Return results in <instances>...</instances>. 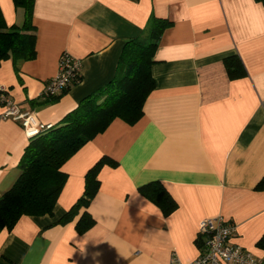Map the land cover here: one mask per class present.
Masks as SVG:
<instances>
[{
	"label": "crops",
	"instance_id": "crops-1",
	"mask_svg": "<svg viewBox=\"0 0 264 264\" xmlns=\"http://www.w3.org/2000/svg\"><path fill=\"white\" fill-rule=\"evenodd\" d=\"M7 26L23 11L0 0ZM152 16L166 18L154 54L155 87L134 124L115 118L63 165L67 180L51 215L21 216L0 232V264H189L199 253L197 226L221 217L236 225L233 242L264 259V5L256 0H35L36 57L17 73L0 62V86L37 125L55 124L115 73L121 50ZM62 54L81 62V79L53 101L44 89ZM237 55L245 73L231 77ZM3 107L0 104V115ZM29 136L0 116V195L19 174ZM102 156L80 234L58 222L81 196L86 171ZM159 181L177 208L169 215L145 197Z\"/></svg>",
	"mask_w": 264,
	"mask_h": 264
},
{
	"label": "trees",
	"instance_id": "trees-1",
	"mask_svg": "<svg viewBox=\"0 0 264 264\" xmlns=\"http://www.w3.org/2000/svg\"><path fill=\"white\" fill-rule=\"evenodd\" d=\"M12 1L23 11V20L20 24L7 26L0 9V62L10 59L18 73L23 62L36 57V31L32 23L35 0ZM256 1L264 5V0ZM170 24L166 18H149L142 32L125 42L114 76L104 86L83 97L60 121L29 137L17 164L19 174L0 195V232L11 230L24 215H51L67 180V173L62 169L64 163L115 118L128 124L141 118L144 102L155 87L151 75L154 54L162 33ZM224 64L231 77L245 73L237 55L227 57ZM80 79L79 75L56 95L44 96V102L55 100ZM105 164L116 165V162L102 156L86 171L81 196L58 222L72 221L83 209L75 222V229L82 234L93 226L95 220L87 207L99 189L98 174ZM257 188H264V178L258 182ZM139 189L161 209L163 215H169L177 208L175 200L159 181L144 184ZM256 246L264 250V234Z\"/></svg>",
	"mask_w": 264,
	"mask_h": 264
},
{
	"label": "built area",
	"instance_id": "built-area-1",
	"mask_svg": "<svg viewBox=\"0 0 264 264\" xmlns=\"http://www.w3.org/2000/svg\"><path fill=\"white\" fill-rule=\"evenodd\" d=\"M81 62L62 54L59 60L57 74L52 77L43 92L44 96L56 95L72 83L79 75ZM6 88L0 86V104L3 107L2 118H12L21 123L30 137L40 129L49 128L51 124L37 125L32 113L21 110L6 93ZM236 225L221 217L204 218L197 226L196 240L199 242L200 253L189 264H264V259L254 256L249 250L233 242ZM169 264L177 263L175 257Z\"/></svg>",
	"mask_w": 264,
	"mask_h": 264
}]
</instances>
